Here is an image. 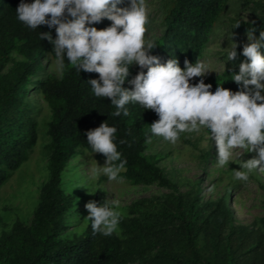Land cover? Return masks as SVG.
Listing matches in <instances>:
<instances>
[{"label":"trees","instance_id":"1","mask_svg":"<svg viewBox=\"0 0 264 264\" xmlns=\"http://www.w3.org/2000/svg\"><path fill=\"white\" fill-rule=\"evenodd\" d=\"M226 1L172 0L162 18V33L153 41L155 48L149 55L161 64L176 59L182 70L186 60L194 65ZM21 2L0 0V186L27 160L36 143L39 101L49 111L45 132L47 179L38 190L28 224L15 222L0 237V264H264V213L249 225L235 224L224 199L200 204L198 191L191 197L179 194L176 184L159 168L158 160L146 154L153 136L150 126L158 121L157 114L130 102L125 106L128 116H114L116 107L107 98L96 97L88 83L99 79L98 74L80 72L66 58L58 78L44 74L41 60L46 55L56 62L57 58L53 43L41 40L40 33H50L53 41L57 34L55 28L46 25L33 30L21 23L16 12ZM129 2L123 0L117 7H127ZM237 24V30L245 34L255 27L257 39L264 31V18ZM88 26L102 30L110 27L111 21L104 19ZM243 46L236 48L237 59L220 74L197 77L190 83L203 79L212 85L213 93L217 86L239 91L241 86L232 80L233 71L238 74L240 63L246 60ZM140 71L138 66H131L128 80ZM123 87L134 88L127 81ZM31 93L36 104L29 101ZM104 122L117 129L114 142L121 159L127 162L118 178L132 185L156 184L169 193L162 200L131 203L119 223L121 238L94 235L91 221L85 219L79 236L64 239L63 217L72 207V199L60 189L61 172L82 150L106 161L105 156L92 151L85 135ZM122 140L125 143L121 144ZM103 198L104 193L97 190L91 202L100 206ZM88 215L86 211L85 218Z\"/></svg>","mask_w":264,"mask_h":264},{"label":"clouds","instance_id":"2","mask_svg":"<svg viewBox=\"0 0 264 264\" xmlns=\"http://www.w3.org/2000/svg\"><path fill=\"white\" fill-rule=\"evenodd\" d=\"M121 3L123 0H34L29 4L22 0L16 12L18 20L30 29L42 25L55 28L57 39L53 41L50 33H40V38L53 43L58 70H63L66 58L80 72L97 73L99 79L88 83L96 97L107 98L116 107L114 116H128L125 106L138 103L159 117L151 124V133L171 144H176L182 133L206 129L215 142L217 167L233 163L235 153L243 150L255 155L247 161L239 157L242 170H233L234 178L247 182L253 171L264 174V31L258 39L255 27L246 32L248 43L242 52L246 60L240 63L238 74L233 71L232 80L240 90L217 86L213 93L212 85L203 79L190 83L209 73L205 62L197 60L193 65L186 60L182 70L176 59L161 64L149 55L155 44L145 38L149 23L146 0H130L129 7H117ZM104 19L111 21L110 27L98 30L88 26ZM232 43L228 61L237 59L238 45ZM133 65L141 71L128 80ZM126 81L133 90L123 87ZM116 132L104 122L85 133L92 151L106 157L105 166L99 169L109 181H117L127 163L117 151ZM85 208L94 235L118 234L122 216L118 201L106 198L102 206L88 202Z\"/></svg>","mask_w":264,"mask_h":264},{"label":"rangeland","instance_id":"3","mask_svg":"<svg viewBox=\"0 0 264 264\" xmlns=\"http://www.w3.org/2000/svg\"><path fill=\"white\" fill-rule=\"evenodd\" d=\"M171 2L172 0H146L149 15L146 39L154 41L160 37L163 30L162 18ZM129 6L130 2L127 7ZM263 18L264 0H227L199 58L209 69V73L204 77H215L232 64V61L227 59L233 48L232 42L238 47L248 43L247 35L235 28L237 23H251ZM41 65L44 74L59 77L57 62L48 55L41 60ZM29 101L31 104L37 102L32 93L29 95ZM36 105L39 108L36 143L27 160L0 186V237L7 233L15 222L28 224L37 204L38 190L47 179L48 137L45 132L49 111L40 101ZM149 141L146 154L153 155L158 160L159 168L176 184L179 194L191 197L198 191L200 204H213L219 199H224L235 224L249 225L254 218L264 213V174L253 171L247 182H241L234 178L233 172L242 170L239 157L242 156L240 159L247 161L253 158L255 153L238 150L233 157V163L220 168L216 166L215 142L211 140L210 132L206 129L199 133H182L176 144L154 135ZM105 163L106 161L96 160L93 154L82 150L74 155L62 170L60 189L72 199V207L63 217L66 230L62 238L71 239L82 232L86 223L85 205L91 202L97 190L104 193L100 206L106 198L119 202L121 218L125 216L131 203L162 200L169 193L156 184L132 185L120 178L117 181H109L99 169L104 167ZM112 235L121 238L120 225L118 234ZM198 247H201V242H198Z\"/></svg>","mask_w":264,"mask_h":264}]
</instances>
